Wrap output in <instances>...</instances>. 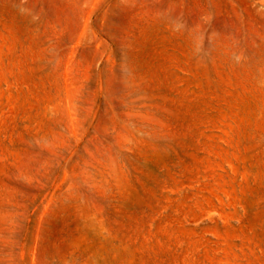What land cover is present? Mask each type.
Returning a JSON list of instances; mask_svg holds the SVG:
<instances>
[{
	"label": "rangeland",
	"instance_id": "obj_1",
	"mask_svg": "<svg viewBox=\"0 0 264 264\" xmlns=\"http://www.w3.org/2000/svg\"><path fill=\"white\" fill-rule=\"evenodd\" d=\"M0 264H264V0H0Z\"/></svg>",
	"mask_w": 264,
	"mask_h": 264
}]
</instances>
